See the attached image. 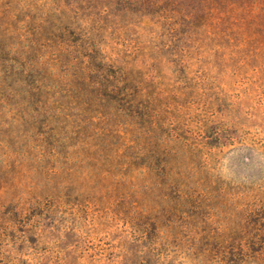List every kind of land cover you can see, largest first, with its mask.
<instances>
[{
  "label": "rangeland",
  "instance_id": "1",
  "mask_svg": "<svg viewBox=\"0 0 264 264\" xmlns=\"http://www.w3.org/2000/svg\"><path fill=\"white\" fill-rule=\"evenodd\" d=\"M198 16L199 0H0V264H264V44ZM40 25L84 30L185 106L199 208L50 155L4 70Z\"/></svg>",
  "mask_w": 264,
  "mask_h": 264
},
{
  "label": "trees",
  "instance_id": "2",
  "mask_svg": "<svg viewBox=\"0 0 264 264\" xmlns=\"http://www.w3.org/2000/svg\"><path fill=\"white\" fill-rule=\"evenodd\" d=\"M199 3L204 18L197 20L217 19L227 43L248 34L252 43L264 44V0ZM60 32L59 26L40 25L29 55L4 60L7 79L19 87L13 106L36 113L35 128L50 155L59 156L61 147L66 159L76 157L81 168L91 167L123 188L134 179L160 191L172 210L199 208L206 196L199 189L207 184L201 180L208 173L196 162L198 133L189 126L185 106L145 73L108 60L84 30ZM192 162L199 171L189 167Z\"/></svg>",
  "mask_w": 264,
  "mask_h": 264
}]
</instances>
